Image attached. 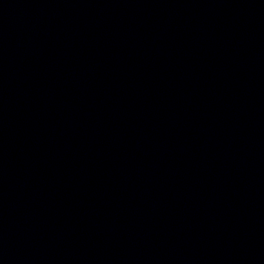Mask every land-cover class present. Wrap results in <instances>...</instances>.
<instances>
[{
  "label": "water",
  "instance_id": "water-1",
  "mask_svg": "<svg viewBox=\"0 0 264 264\" xmlns=\"http://www.w3.org/2000/svg\"><path fill=\"white\" fill-rule=\"evenodd\" d=\"M0 264H264V0H0Z\"/></svg>",
  "mask_w": 264,
  "mask_h": 264
}]
</instances>
